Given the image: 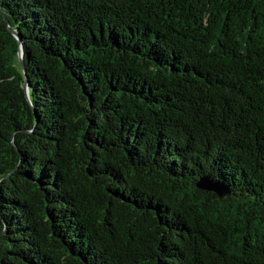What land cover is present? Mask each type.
Returning <instances> with one entry per match:
<instances>
[{"label": "trees", "instance_id": "trees-1", "mask_svg": "<svg viewBox=\"0 0 264 264\" xmlns=\"http://www.w3.org/2000/svg\"><path fill=\"white\" fill-rule=\"evenodd\" d=\"M0 264H264V0H0Z\"/></svg>", "mask_w": 264, "mask_h": 264}, {"label": "water", "instance_id": "water-1", "mask_svg": "<svg viewBox=\"0 0 264 264\" xmlns=\"http://www.w3.org/2000/svg\"><path fill=\"white\" fill-rule=\"evenodd\" d=\"M7 29L8 31L12 34V36L18 40L19 42V53H18V58H19V63L20 65L23 67V49H22V46H21V42H20V39H19V36L17 34L16 31H14L8 24H7ZM24 90H25V93L27 94L28 92V89H27V82H26V79H25V84H24ZM200 189H203V190H207V191H211V192H214L218 195H221L225 192V187L220 184V183H211V182H203L201 184L198 185Z\"/></svg>", "mask_w": 264, "mask_h": 264}]
</instances>
